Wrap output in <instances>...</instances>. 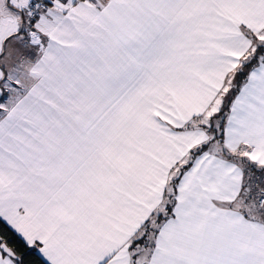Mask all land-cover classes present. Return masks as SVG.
<instances>
[{
    "label": "snow or ice",
    "instance_id": "1",
    "mask_svg": "<svg viewBox=\"0 0 264 264\" xmlns=\"http://www.w3.org/2000/svg\"><path fill=\"white\" fill-rule=\"evenodd\" d=\"M0 264H264V0H0Z\"/></svg>",
    "mask_w": 264,
    "mask_h": 264
}]
</instances>
